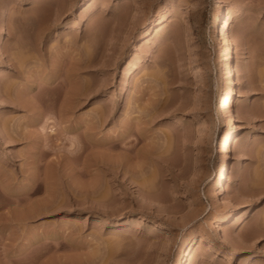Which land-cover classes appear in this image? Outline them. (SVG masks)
<instances>
[{
    "label": "rangeland",
    "instance_id": "rangeland-1",
    "mask_svg": "<svg viewBox=\"0 0 264 264\" xmlns=\"http://www.w3.org/2000/svg\"><path fill=\"white\" fill-rule=\"evenodd\" d=\"M215 3L239 9L230 152ZM0 11V264H179L192 238L189 264H264V0ZM235 206L231 246L213 226Z\"/></svg>",
    "mask_w": 264,
    "mask_h": 264
},
{
    "label": "bare ground",
    "instance_id": "bare-ground-1",
    "mask_svg": "<svg viewBox=\"0 0 264 264\" xmlns=\"http://www.w3.org/2000/svg\"><path fill=\"white\" fill-rule=\"evenodd\" d=\"M216 4V3H215ZM228 11V10H227ZM238 6H234L228 13L226 12V8L217 3L216 10L213 13V23H215V33L218 35V40L221 42V58H220V66H221V78L225 87L228 90V93L225 95L224 100L227 101L224 105H222V115L223 119L220 121V127L223 130V135L221 142L226 144V149L228 152L232 151L231 143L235 140V125H236V114L234 112L235 109V98L237 96V85H236V66H235V57H234V49L236 46V38L234 37L233 32L231 31V23L236 18L238 14ZM3 15V12L0 11V17ZM164 26V22L160 24L158 28L159 32L162 30ZM151 26L148 25L146 29V33L149 34ZM17 30V29H16ZM19 31V30H18ZM0 39H3V30L0 33ZM78 94V93H77ZM78 103V100H77ZM226 154L224 157L222 165L218 172L217 183H215L214 187V195L219 199V203H225V192H226V179L228 173L230 172V165L228 164V157ZM251 206L247 208L250 209ZM248 210L240 213L239 207H232L227 213L221 215L215 219V225L213 226V231L216 235L221 237L225 243H229L231 246H235L236 244H240L242 241L234 240L231 241L229 236L223 232V223L226 221L234 220V225H241L245 222ZM244 240V239H242ZM196 245L195 238H192L191 241L185 248V253L183 256V260L179 264H189L191 260L194 258V248ZM234 260V256H232L231 261ZM249 261H246L244 264H249Z\"/></svg>",
    "mask_w": 264,
    "mask_h": 264
}]
</instances>
